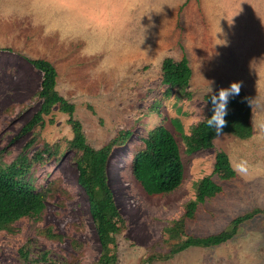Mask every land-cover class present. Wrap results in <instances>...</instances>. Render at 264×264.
<instances>
[{
    "label": "rangeland",
    "instance_id": "374dc122",
    "mask_svg": "<svg viewBox=\"0 0 264 264\" xmlns=\"http://www.w3.org/2000/svg\"><path fill=\"white\" fill-rule=\"evenodd\" d=\"M66 7L78 18L68 35L46 32L28 17L0 19V163L14 162L32 138L29 156L45 144L58 151L34 168L35 186L52 188L43 208L0 230V264H96L105 254L69 148V115L54 108L42 126L21 134L39 108L43 79L26 58L55 66L57 90L76 105L91 147L101 149L120 131L132 130L107 165L124 222L117 264H145L152 255H166L171 243L165 229L183 216L196 196L195 184L206 176L223 191L199 205L186 222L188 233L216 234L236 217L264 210V0H67ZM183 57L192 69L191 99L168 94L162 82L163 61ZM233 82H243L241 90L253 99L254 135L242 140L221 134L213 148L187 154L183 133L202 120L204 96ZM160 125L179 143L184 180L171 193L148 195L130 162ZM219 151L232 165L247 159L249 174L232 180L213 174ZM152 264H264V214L220 246L190 248Z\"/></svg>",
    "mask_w": 264,
    "mask_h": 264
},
{
    "label": "trees",
    "instance_id": "16d2710c",
    "mask_svg": "<svg viewBox=\"0 0 264 264\" xmlns=\"http://www.w3.org/2000/svg\"><path fill=\"white\" fill-rule=\"evenodd\" d=\"M26 59L43 74V79L38 93L39 108L22 128L21 134L32 133L37 127L42 126L45 122L44 117L50 115L54 108L69 115L68 122L74 134L73 139L69 141V148L75 151L78 181L87 194L90 213L105 253L96 264H117V236L121 233L124 222L109 186L107 165L113 149L126 142L132 130L120 131L101 149L96 150L91 147L86 140L82 123L75 117L76 105L57 90L58 72L55 66L44 59ZM162 70V82L167 86L168 94H176L178 99L192 98L190 91L192 69L187 57H183L180 61L166 58ZM211 95L204 96L202 120L192 128L190 134L183 133L187 154L208 150L214 146V140L217 138L215 129L207 125V119L213 115L212 105L208 102ZM252 114L253 99L250 94L241 90L238 96L230 98L228 115L225 117L227 125L221 134H230L242 140L250 139L255 133ZM176 125L183 132L179 121H176ZM35 140L32 138L11 164L0 163V230L21 218L38 213L52 193L49 185L36 187L33 175L35 165H44L46 161L55 157L58 151L45 144L42 150L29 156L27 152L32 148ZM142 143L143 145L133 152L130 164L134 178L146 193L167 194L179 188L184 180L185 170L175 135L167 127L160 125L152 129L148 136L143 138ZM213 174L219 175L224 180L237 177L225 152L216 153ZM195 191L196 196L186 203L183 216L165 229L168 241L171 243L170 251L166 255L150 256L145 264L168 260L194 247L220 246L232 240L245 223L264 214V210L255 208L233 219L229 227L219 233L207 236L190 234L186 231L187 220L194 219L199 205L219 195L223 188L213 176H206L195 184Z\"/></svg>",
    "mask_w": 264,
    "mask_h": 264
},
{
    "label": "clouds",
    "instance_id": "9594fccd",
    "mask_svg": "<svg viewBox=\"0 0 264 264\" xmlns=\"http://www.w3.org/2000/svg\"><path fill=\"white\" fill-rule=\"evenodd\" d=\"M66 4L67 0H0V19L7 21L28 17L34 25L43 26L46 32L68 35L78 25V18ZM242 84L243 82H233L228 88H220L218 94H212L208 99L213 115L207 119V125L215 129L217 137L227 125L225 117L228 115L230 98L240 94ZM232 166L233 171L241 177L247 176L252 167L244 158L238 159Z\"/></svg>",
    "mask_w": 264,
    "mask_h": 264
}]
</instances>
